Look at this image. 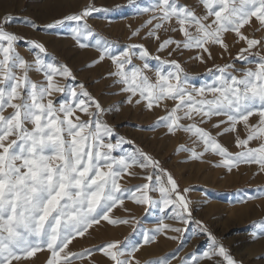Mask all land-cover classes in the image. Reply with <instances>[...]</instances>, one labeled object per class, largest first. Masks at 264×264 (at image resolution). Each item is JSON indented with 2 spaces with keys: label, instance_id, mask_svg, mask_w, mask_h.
<instances>
[{
  "label": "snow or ice",
  "instance_id": "6c2138e0",
  "mask_svg": "<svg viewBox=\"0 0 264 264\" xmlns=\"http://www.w3.org/2000/svg\"><path fill=\"white\" fill-rule=\"evenodd\" d=\"M125 6L135 9L138 15H149L143 27L152 25L147 36L155 41L161 40L158 32L165 24L171 25V32L182 34L180 40L163 39L157 53L167 52L168 57H173L183 55L184 50H195L190 59L205 63L213 59L210 46L229 51L225 34L231 32L246 44L235 60L254 66L236 68L229 63L209 68L210 82L206 79L197 84L177 59L152 55L143 44L119 47L87 23L86 18L93 12L119 11ZM199 6L202 11L198 13L180 0H152L148 7H141L138 0H127V5L111 8L90 4L81 12L65 15L45 27L74 22L71 34L77 44L87 47L82 41L92 40L91 46L100 53L88 67L108 59L114 70L107 76L114 77V84L122 86L120 93L127 94L124 103L153 110L163 102H173L170 109L164 105L166 115L149 127L153 130L164 127L170 134L178 131L189 134L195 145L203 146L200 152L194 147H181L180 151L190 153V159L202 161L206 153H212L221 158L215 167H223L229 173L241 165H255L264 173V56L256 52L258 59H249L253 49L264 48V38H249L242 32L253 19L259 25L255 30H264V0H199ZM12 19L8 14L0 17V264L31 261L37 253L45 251L46 264H77L85 258L90 260L95 251L101 252L108 264H142L135 256L140 242L128 238L123 244L110 240L96 249L80 252L69 248L102 220L111 225L139 224L135 216L110 217L115 208H123L125 200L146 211L161 208L165 218L184 225L174 226L165 223L164 218L159 219L157 227L142 236L145 245L169 232L179 234L168 236L169 239L182 243L191 223L201 225V231L208 233L202 222L193 217L191 202L185 195L189 189L181 190L172 174L142 148H122L135 142L119 136L103 119L108 111L118 110L120 105L104 108L83 83L61 85L57 77L75 80L72 70L55 57L47 60L49 54L44 43L8 31ZM28 24L33 29L39 27L31 20ZM140 31L134 30L132 37L139 36ZM22 40L30 50H38L31 61L17 51ZM133 58L142 61V65L134 64ZM150 60L157 61L154 68L150 67ZM33 71L42 73L44 80L33 81L30 76ZM147 71L154 72V80ZM54 93L63 94L64 98L56 103L52 99ZM253 116L257 122L250 124ZM217 117L224 119L217 120L212 128L224 127L213 136L201 125ZM241 123L247 137L237 136L235 146L240 150L232 153L217 137L236 132ZM114 135L118 137L115 142ZM116 152L120 154L114 155ZM133 168L143 174L132 171ZM126 176L145 182L126 186L121 183ZM258 192L264 196V189ZM257 223L260 236H264V220ZM256 235L254 232L253 237ZM211 239L212 244L202 256L189 253L180 258L179 264H202L203 260L209 264H242L215 237ZM90 264L95 262L90 260ZM148 264H171V261L161 258Z\"/></svg>",
  "mask_w": 264,
  "mask_h": 264
},
{
  "label": "rangeland",
  "instance_id": "374dc122",
  "mask_svg": "<svg viewBox=\"0 0 264 264\" xmlns=\"http://www.w3.org/2000/svg\"><path fill=\"white\" fill-rule=\"evenodd\" d=\"M30 1L11 0L8 7L0 10V17L5 14L13 17L12 21L7 25V30L28 40L44 43L49 54L46 57L47 60L51 61L55 57L57 61L66 64L72 70L75 80L57 77L56 79L61 85L78 86L83 83L85 89L99 100L106 109L119 104L118 110L108 111L103 119L115 129L119 136L135 142L134 144L122 145V148L128 150L136 147L142 148L158 160L162 168L172 174L181 190L189 189L185 195L191 202L193 217L195 220L201 221L202 226L208 229V233H211V236H209L208 233L201 231V225L191 223L187 225L188 231L183 234L182 243L180 240L169 239L168 236L179 235L169 232L167 236L160 235L155 242L145 245L142 242V236L146 231L155 229L159 219L164 218L165 223L173 224L174 226L184 227V225H178L175 221L165 218V213L161 208H151L146 211L144 207L137 206L130 200H125L123 208L119 206L115 208L110 217L127 218L135 216L140 221L139 224L111 225L107 221L102 220L98 225H94L89 229V232L84 237H78L74 240L69 248L72 251L80 252L96 249L104 242L110 240H120L123 244L128 238L131 241L140 242L141 246L135 256L141 260L142 264H148L150 261L161 258L168 259L171 264H179L180 258L187 256L189 253L195 252L198 256H202V253L208 250L212 244L211 237H215L236 261L242 262V264H264V249L261 250L262 252L256 251L257 253H254L255 250L252 249V246L258 244L261 239L264 242V236H260L257 223L264 220V208L263 212L258 216L240 220V217H247L245 211L250 207H264V196L258 192L259 189H264V173H260L255 165H241L238 170L234 169L229 173L223 167H215V164L221 158L212 153H206L202 161L190 159V153L180 151V148L194 147L197 152H200L203 150V146L195 145L193 138L189 134L183 131L170 134L164 127L155 128L154 130L149 127L155 124L159 117L166 115L164 105H167L170 109L173 102H163L160 107H156L153 110H147L143 105L134 106L124 103L123 101L127 94L120 93L122 86L114 84V77L107 76L109 71L114 70L111 62L105 59L94 67H88L93 60L99 57L100 53L95 47L91 46L92 40L82 41L88 45L87 47H80L77 44L71 34V28L75 26L74 22H66L55 28L45 27V25L65 15L81 12L90 4L95 7L111 8L117 4L127 5V0H87L82 6H75L65 11L64 14L55 15L48 19L40 17L41 11L35 9V4L31 5ZM144 1L148 0H138V3L142 4ZM72 3L73 1L71 0H65V8L70 7ZM180 3L193 7L198 13L202 11L199 6V0H180ZM128 8L130 7L125 6L119 11L93 12L86 20L95 32L115 42L119 47L133 43L143 44L152 55L159 54L162 59H177L193 78V82L197 84L202 83L206 79L210 82L209 68L224 66L229 63H234L236 68L254 66L253 64H246L244 61L235 60L239 49L245 47L246 44L243 41H238L235 34L231 32L225 34L226 43L229 44V51L225 53L219 46H210L213 59L206 60L205 63L190 59L194 56L195 50H184L183 55L174 54L173 57H168L167 52L163 54L157 53L158 44L163 39L173 38L180 40L183 39L182 34L171 32V25L165 24L158 32L161 40L155 41L154 37L147 36L151 26L143 27L142 21L135 25H130L126 22L125 17L118 16L120 15L118 12ZM54 10L55 7H53L52 12ZM29 20L34 21L39 27L33 29L28 24ZM143 23L145 24L144 21ZM171 24L174 25L175 21L173 20ZM258 27V22L253 19L251 25H246L242 32L248 35L249 38H264V30H255ZM138 28L141 29L139 36L132 37V32ZM166 28L169 29L167 32L165 31ZM62 40L67 41V43L62 44L59 52H55L47 46V43L61 44L63 43ZM17 51L26 60L31 61L34 59L33 53L38 50H30V46L22 40L17 45ZM256 52L264 56V48L258 46L252 50L253 55L249 56L250 60L258 59V57H255ZM133 63L142 65L143 62L133 58ZM149 63L150 67L154 68L157 61L150 60ZM147 74L153 80L155 79L154 72L147 71ZM30 76L33 81L40 82L44 80L42 73L33 71ZM77 90L79 91L78 88ZM63 98V94L60 93H54L52 97L56 103H59ZM10 111L11 109L8 110V112ZM154 113L155 116L153 118H148ZM77 114L82 115L80 113ZM82 118L87 119L86 116H82ZM219 119L224 118H214L212 122L201 126L209 130L213 136H217V133L222 131L224 126H221V129H214L212 124ZM256 122L257 118L255 116L249 120L250 124H255ZM237 136L242 139L247 137V130L243 123L237 125L236 132L224 133L218 136L217 139L230 152L236 153L240 150L235 146ZM117 138L114 135L112 141L115 142ZM252 143L253 145L255 144V142ZM119 154V152L114 153V155ZM132 171L141 173L138 168H133ZM147 171H151V169ZM143 182L145 181L139 177L128 176L121 181L126 186ZM153 195L159 196L158 193H153ZM125 208L129 211H125ZM254 232L257 234L255 238L253 237ZM47 256L48 253L46 251L37 253V257L33 258V260H22L20 264H46ZM90 260L94 261L95 264H108L107 258L99 251L93 252ZM90 260L85 258L83 261H78L77 264H90ZM202 264H209V262L203 260Z\"/></svg>",
  "mask_w": 264,
  "mask_h": 264
},
{
  "label": "bare ground",
  "instance_id": "6f19581e",
  "mask_svg": "<svg viewBox=\"0 0 264 264\" xmlns=\"http://www.w3.org/2000/svg\"><path fill=\"white\" fill-rule=\"evenodd\" d=\"M10 1L11 0H0V10L2 8L8 7ZM40 1L41 0H31L30 4L31 5L35 4V9H39L41 11L40 17H42L44 19H48V18H51V17H53L55 15L64 14L65 11H67L68 9H72L75 6H82L87 0H71V1H73V3L68 8H65V0H42V2H40ZM39 2H40L41 6L39 5ZM151 3H152V0L144 1L142 4H140V6L141 7H148V6L151 5ZM53 7H55V10L52 12ZM118 14H120L118 16H122V18L125 17L126 22L129 23L130 25H135L138 22L142 21L141 24L143 26V24H144L143 21L146 22L149 19V15H147V14L146 15H142V16L138 15L136 13L135 9H133V8H128V9H125V10H121L120 12H118ZM155 23H156V21L153 22V25ZM150 26L152 27V25H149V27ZM62 42L63 43H61V41H60L61 44H59V43H56V44L47 43L48 44L47 46H48V48L52 49L53 51L59 52L61 47H62V44H66L67 43V41H65V40L64 41L62 40ZM154 116H155V113L153 115L149 116L148 118H153ZM263 208L264 207H262V206H252V207H250L247 211H245V214H247L246 215L247 217H242V218L240 217V220L245 219V218H250V217H253V216H258L259 214H261L263 212ZM252 249L255 250V252L253 251L254 253H257L256 251L259 252V251L263 250L264 249V242H262V239H261V241L258 244L252 246Z\"/></svg>",
  "mask_w": 264,
  "mask_h": 264
}]
</instances>
